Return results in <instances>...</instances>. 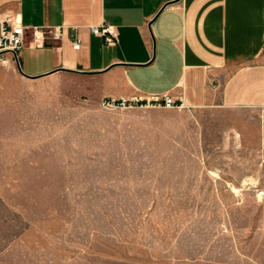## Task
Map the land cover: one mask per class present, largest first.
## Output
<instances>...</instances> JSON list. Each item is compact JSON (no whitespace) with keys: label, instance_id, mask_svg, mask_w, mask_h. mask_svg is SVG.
Returning <instances> with one entry per match:
<instances>
[{"label":"rangeland","instance_id":"374dc122","mask_svg":"<svg viewBox=\"0 0 264 264\" xmlns=\"http://www.w3.org/2000/svg\"><path fill=\"white\" fill-rule=\"evenodd\" d=\"M100 85L0 66V264H264V113Z\"/></svg>","mask_w":264,"mask_h":264},{"label":"crops","instance_id":"0c3cea01","mask_svg":"<svg viewBox=\"0 0 264 264\" xmlns=\"http://www.w3.org/2000/svg\"><path fill=\"white\" fill-rule=\"evenodd\" d=\"M5 15L27 29L17 65L28 80L67 73L100 83L102 99L172 96L264 113V0H0ZM102 23L116 28V46L91 33ZM55 28L61 40L37 48Z\"/></svg>","mask_w":264,"mask_h":264},{"label":"built area","instance_id":"2783aa9c","mask_svg":"<svg viewBox=\"0 0 264 264\" xmlns=\"http://www.w3.org/2000/svg\"><path fill=\"white\" fill-rule=\"evenodd\" d=\"M14 17L11 15L0 16V24L2 25V33L0 35V66L7 63V55L11 54L13 60L19 65V53L23 49L26 42L27 29L21 25H13ZM10 26V29L7 27ZM91 33L100 36L109 46L118 44V32L113 25L102 23L99 26L91 27ZM63 35L62 28L45 29L36 36V47L45 48L47 44L58 42ZM73 48L81 49V41L77 37H72ZM104 105L114 109H130V108H154V109H182L186 107L185 102L181 98L172 96L153 97L150 100L141 97L108 99L104 101Z\"/></svg>","mask_w":264,"mask_h":264}]
</instances>
